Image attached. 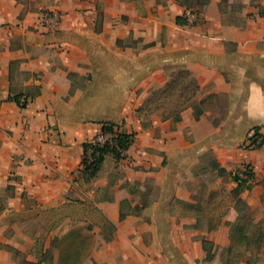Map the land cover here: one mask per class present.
<instances>
[{"label":"crops","instance_id":"1","mask_svg":"<svg viewBox=\"0 0 264 264\" xmlns=\"http://www.w3.org/2000/svg\"><path fill=\"white\" fill-rule=\"evenodd\" d=\"M177 69L197 92L155 98ZM104 123L135 139L86 178ZM256 132L264 0H0V264H227L232 176L252 172L239 197L264 217Z\"/></svg>","mask_w":264,"mask_h":264},{"label":"trees","instance_id":"2","mask_svg":"<svg viewBox=\"0 0 264 264\" xmlns=\"http://www.w3.org/2000/svg\"><path fill=\"white\" fill-rule=\"evenodd\" d=\"M177 22L180 24L185 23V21L182 18H178ZM188 76L189 73L185 72ZM191 86H192V92L195 94L198 90V84L194 78H190ZM15 102H17L21 107H26L25 105L21 104L20 97H13L12 98ZM198 117V114H197ZM180 118V116L177 117V120ZM101 134L111 133L113 134L112 144L109 142H106L103 145H100L98 143H94L93 140H96L97 136L91 141L84 144V155L82 160V172L86 176V178H93L99 169L101 168L105 157L107 155H112L116 160H120L125 157L127 150L131 147V145L134 142L135 139V133H125L119 131L117 128V125L114 123H104L102 126V130L100 132ZM257 133V132H256ZM255 136H258V134H255ZM254 136V137H255ZM89 151H92V162H88V154ZM124 152V154H122ZM221 173H225L224 170H221ZM247 178H242L239 175L232 176V180L238 183L236 189L234 190L236 193L237 198V205L243 204L244 208H247V204L239 197V194L242 190L251 189V185L247 184V181L252 178V172H246ZM7 189H10L8 187ZM122 218V216H121ZM259 237H263L264 235L261 233L259 234ZM246 242L249 246L251 241L247 236H244L242 238V242ZM259 242V241H258ZM255 243L253 247L256 249L257 253L260 251L261 246H263L264 241L260 244ZM21 257L19 260V264H42L41 261L38 262H32L27 260L26 258H23L20 253H17V258Z\"/></svg>","mask_w":264,"mask_h":264},{"label":"rangeland","instance_id":"3","mask_svg":"<svg viewBox=\"0 0 264 264\" xmlns=\"http://www.w3.org/2000/svg\"><path fill=\"white\" fill-rule=\"evenodd\" d=\"M175 74V77L171 79L165 90L155 92V98H168L167 100L169 101L173 99L184 100L182 97L186 96V93L190 94V92H192L193 89L191 85L189 86V90L182 89L183 84L181 82L184 78H186V74H184L183 70L177 69ZM186 80L188 79L186 78ZM206 161V164L208 163L207 165H210L212 157H208ZM228 195L230 198L236 197L235 191H229ZM237 211L238 217L232 220L233 245L224 252V259L227 264H237L241 254V251L238 252L237 249H239V243L242 242V238L244 236L249 238L252 245H255V243L257 244L258 241L260 244L264 241L263 237H259V234L261 233L264 235V217L258 220L251 218V212H249L247 208H244L243 204L237 205ZM18 259L20 260L21 257Z\"/></svg>","mask_w":264,"mask_h":264},{"label":"built area","instance_id":"4","mask_svg":"<svg viewBox=\"0 0 264 264\" xmlns=\"http://www.w3.org/2000/svg\"><path fill=\"white\" fill-rule=\"evenodd\" d=\"M192 16H193L192 13L187 14V18L192 17ZM42 18H43V22L51 20V19L52 20L54 19L55 21L58 20L57 16L55 14L53 15L52 13H45ZM20 101H21V104H23V105L27 104V100L25 98L21 99ZM255 134H258V136H255ZM255 134L251 138H249V140L247 142V147L250 149H257V148L264 146V135L259 134V133H255ZM113 137L114 136L111 133H106V134L99 133L97 135L96 140H93V142L98 143L100 145H103L106 142H109L110 144H112ZM122 154H124V152H122ZM92 161H93L92 151H89L88 162H92Z\"/></svg>","mask_w":264,"mask_h":264}]
</instances>
